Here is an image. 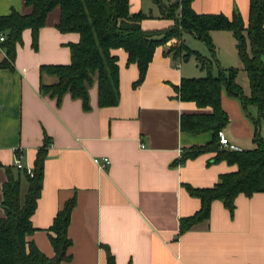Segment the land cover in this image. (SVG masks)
I'll list each match as a JSON object with an SVG mask.
<instances>
[{
  "label": "crops",
  "instance_id": "0c3cea01",
  "mask_svg": "<svg viewBox=\"0 0 264 264\" xmlns=\"http://www.w3.org/2000/svg\"><path fill=\"white\" fill-rule=\"evenodd\" d=\"M248 1L192 0L190 8L195 14L227 18L237 13L246 24ZM23 2L0 0V17L12 11L28 15L30 9ZM128 11L151 16L140 23L144 31L163 30L173 24L159 18L149 0H128ZM59 14L58 7L47 13L35 50L30 31L23 30L15 45L12 69H0V199L6 180L4 168L12 167L17 158L20 169L31 171L43 137L50 140L39 197L30 217L34 232L27 241L51 258L46 230L63 204L74 198L66 230L71 242L69 260L61 264H105V249L114 264H264V193L237 195L231 214L215 200L206 221L178 234L179 220L200 207L184 186L210 188L220 175L236 170L235 165L223 161L213 163V152L177 164L184 149L204 146L212 139L210 131L193 134L179 126L183 115L211 113L208 107L198 108L177 97L181 79L202 76L194 58L176 61L156 47L142 82L133 87L138 77L136 66L126 64L123 50H113L119 93L115 106H97L95 82L87 91L88 111L68 95L56 104L38 91L39 84L55 82L39 69L67 65L69 46L79 39L76 33L56 30ZM209 36L213 58L202 52L199 44H190L192 40L200 42L193 36L183 34L182 41L200 56L215 60L216 69L239 68L231 33L212 31ZM4 58L0 48V63ZM235 82L248 94L243 72H238ZM219 104L228 120L221 130L227 141L240 150L253 149V127L239 103L221 91ZM248 110L255 113L252 107ZM259 133L264 142V124ZM102 159L108 160L105 168L93 163ZM25 189L22 184V194Z\"/></svg>",
  "mask_w": 264,
  "mask_h": 264
},
{
  "label": "trees",
  "instance_id": "16d2710c",
  "mask_svg": "<svg viewBox=\"0 0 264 264\" xmlns=\"http://www.w3.org/2000/svg\"><path fill=\"white\" fill-rule=\"evenodd\" d=\"M156 8L161 19L171 20L172 26L157 31H144L140 27L142 20L151 16L141 12L129 13L128 0H24V6L30 9L28 15L10 12L0 17V34L4 41L0 48L5 58L0 69H12L15 45L20 42V34L28 29L31 34V47L36 49L37 33L44 25L45 16L55 7L59 8V21L56 30L59 33H76L78 42L69 46L70 60L67 65L41 66L39 73L55 78L51 85L39 84L38 91L43 96L54 99L59 104L64 95L77 99L83 111L89 110L88 88L95 82L97 106L113 107L119 99L117 57L111 51L121 49L126 54V64H134L138 71V86L145 75L148 63L156 47H162V53L176 61L193 57L198 68L205 75L199 78L181 79L176 89L177 97L183 102H193L198 108H210L208 115H183L180 117V129L198 134L212 133L211 141L199 147L184 149L177 164L201 153L213 152L212 162L223 161L235 165L236 170L220 175L210 188L194 189L184 186L187 194L200 202L199 210L192 216L181 218L178 222V234L181 235L193 226L208 218L209 206L219 201L231 214L237 195L250 197L255 193H264V142L259 128L264 124V0L248 1V18L244 24L240 15L195 14L190 4L192 0H149ZM230 32L235 43L239 68H220L217 75L211 73L215 60H209L190 50L182 41L183 34H189L206 47L213 58L214 49L210 32ZM245 74L248 81V94H244L236 84L238 72ZM235 99L253 127L251 150L239 152L223 150L217 143V132L228 123L227 116L221 110L220 93ZM252 107L255 113L250 114ZM49 138L43 137L37 149L30 175L25 169L4 168L6 180L1 185L0 207L4 216L0 217V264H61L68 261L67 249L71 242L66 230L70 212L74 207V198L66 201L55 214L46 230L53 256L45 257L27 237L34 232L30 217L39 197L43 176V162L46 156ZM18 156V151L15 152ZM25 192L21 193V185ZM105 264H114L113 257L105 249Z\"/></svg>",
  "mask_w": 264,
  "mask_h": 264
},
{
  "label": "built area",
  "instance_id": "2783aa9c",
  "mask_svg": "<svg viewBox=\"0 0 264 264\" xmlns=\"http://www.w3.org/2000/svg\"><path fill=\"white\" fill-rule=\"evenodd\" d=\"M3 41H4V36L2 34H0V43ZM217 143H218L219 148H221L223 150L234 151V152L241 151L238 147L231 145L227 141L226 137L224 136V134L221 131L217 132ZM93 163L96 165H99V168H105V166H107V164H108V160L102 159L101 163H99L98 160H93ZM13 167L20 168V163H19L17 158H15L13 161ZM26 172H27V174L30 175V171H26Z\"/></svg>",
  "mask_w": 264,
  "mask_h": 264
},
{
  "label": "rangeland",
  "instance_id": "374dc122",
  "mask_svg": "<svg viewBox=\"0 0 264 264\" xmlns=\"http://www.w3.org/2000/svg\"><path fill=\"white\" fill-rule=\"evenodd\" d=\"M152 9L151 10H154L153 9V7H151ZM191 43L190 44H192V43H197V44H199L200 46H201V51L202 52H205V53H208V50L206 49V47L202 44V43H200V42H198V41H190ZM190 44H188V45H190ZM190 49H193V48H191V45L190 46H188ZM219 54H221L220 52H219ZM210 58V57H209ZM212 61V60H211ZM182 64V63H181ZM190 64H192V68H193V70H194V64L192 63V61L190 60ZM201 73H202V76L201 77H203L204 75H205V73H204V71H200ZM212 72L214 73L213 75L214 76H216L217 75V69H216V67L214 66V64H213V67H212ZM194 77H196V76H194Z\"/></svg>",
  "mask_w": 264,
  "mask_h": 264
},
{
  "label": "water",
  "instance_id": "95a60500",
  "mask_svg": "<svg viewBox=\"0 0 264 264\" xmlns=\"http://www.w3.org/2000/svg\"><path fill=\"white\" fill-rule=\"evenodd\" d=\"M3 211H5V210H3Z\"/></svg>",
  "mask_w": 264,
  "mask_h": 264
}]
</instances>
